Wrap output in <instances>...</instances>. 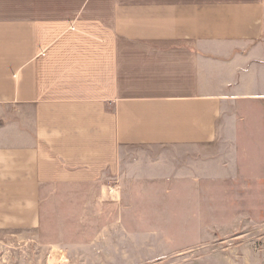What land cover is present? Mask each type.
Returning a JSON list of instances; mask_svg holds the SVG:
<instances>
[{
	"label": "crops",
	"instance_id": "0c3cea01",
	"mask_svg": "<svg viewBox=\"0 0 264 264\" xmlns=\"http://www.w3.org/2000/svg\"><path fill=\"white\" fill-rule=\"evenodd\" d=\"M166 209L264 264V0H0V242Z\"/></svg>",
	"mask_w": 264,
	"mask_h": 264
},
{
	"label": "rangeland",
	"instance_id": "374dc122",
	"mask_svg": "<svg viewBox=\"0 0 264 264\" xmlns=\"http://www.w3.org/2000/svg\"><path fill=\"white\" fill-rule=\"evenodd\" d=\"M70 219V227L64 225L63 232L49 227V232L42 234L41 244L15 247L3 240L0 264H219L217 253L223 252L227 243L255 240L253 234L205 230L203 224H209L211 218L204 223L199 217L185 216L182 210L123 217L121 226L108 223L107 233L80 232L78 226L72 227L75 219ZM248 219L261 221L255 216L244 222ZM111 220L113 217L108 218Z\"/></svg>",
	"mask_w": 264,
	"mask_h": 264
}]
</instances>
